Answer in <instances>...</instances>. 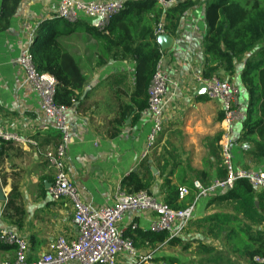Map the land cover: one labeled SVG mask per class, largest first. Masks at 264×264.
<instances>
[{
  "label": "crops",
  "instance_id": "1",
  "mask_svg": "<svg viewBox=\"0 0 264 264\" xmlns=\"http://www.w3.org/2000/svg\"><path fill=\"white\" fill-rule=\"evenodd\" d=\"M196 1L198 3L181 19L176 36L166 35L171 39L170 44L166 48L160 44L165 69L173 84H170L167 96L163 131L146 158L142 153L152 122L144 111L139 113L137 107L144 95L135 94L136 65L133 58L114 59L111 57L113 51H105L104 40L96 38L85 28H75L64 19H56L58 0H22L9 26L0 29V124L34 140L26 146L4 143L1 148L0 221L28 240L29 259L34 260L49 251L59 236L74 237L77 227L71 204L54 201L48 195L55 172L45 153L56 148L60 132L51 126L48 129L41 127L44 116L40 100L27 84L17 61L22 50L32 44L37 30L46 20H59L62 30H71L60 37V44L78 61L87 81L75 105L77 109L71 108L73 133L66 162L67 171L85 202L95 208L113 204L123 178L133 171H144L141 164L146 160L154 177L151 184L153 194L164 201L161 187L168 179L179 187H189L191 194L186 198L192 199L194 180L210 185L221 177L220 167L223 165L219 144L221 106L208 99L205 93H199L200 84L195 78L204 68L206 27V0ZM1 5L2 0L0 8ZM81 20L92 25L89 18L82 17ZM101 55L107 57L106 62L102 63ZM241 69L242 63L239 62L232 78L240 87L241 102L246 109L248 92L240 81ZM123 105L131 107V111L123 113ZM247 150V145H238L237 167L246 165L255 171L264 170V159L252 162ZM13 184L18 185L20 198L17 204L23 213L12 219L2 211ZM210 198L202 197L196 204L193 219L199 227L193 222L191 228L187 227L179 237L183 243H191L188 249L167 243L152 247L140 239L135 247L138 254H151L153 258L144 261L121 252L117 264H171L164 260L166 257L178 259L173 264H201L203 257L199 258V242L213 247L218 242L231 246L233 241L227 234L231 227L236 229L239 237L241 235L235 223H225L236 214L234 204L210 201ZM8 213L14 214V210L9 209ZM154 218L150 211L127 213L120 228L129 232L135 222L142 230H149ZM15 250V246L0 247V261L13 260ZM193 251L194 254H190Z\"/></svg>",
  "mask_w": 264,
  "mask_h": 264
},
{
  "label": "trees",
  "instance_id": "2",
  "mask_svg": "<svg viewBox=\"0 0 264 264\" xmlns=\"http://www.w3.org/2000/svg\"><path fill=\"white\" fill-rule=\"evenodd\" d=\"M21 2L22 0H2L0 29L9 26L10 19ZM197 3L196 0H177L172 6L163 9L157 0H125L122 10L112 16L103 30L81 19L67 24L75 25V28H85L96 38L104 40L105 51L108 53L113 51L111 57L114 59L122 60L128 57L134 59L135 94L140 97L144 95V99L137 106L140 113L148 107L149 86L163 55L155 34L156 28L163 23L166 33L175 37L184 14ZM59 20L44 21L35 34L30 50L37 69L56 78V102L76 108L87 76L82 73L78 61L62 48L60 37L71 30H62ZM204 20L205 63L201 75L205 78L213 76L222 79L223 76L232 78L236 64L242 63L240 81L248 92V104L246 119L238 130L233 148L235 165L237 166V148L241 143L247 145V154L252 162L260 161L264 159V0H206ZM100 57L102 63L107 61L104 55ZM122 109L123 113L131 111L129 106ZM141 167L145 170L133 171L123 178L122 190L127 193L141 190L151 192L154 177L147 160L142 162ZM226 173V168L221 165V177H225ZM178 189L179 186L172 184L168 179L161 187L164 201L174 209L185 208L194 198L180 200ZM217 193L209 195L210 201L233 203L236 214L225 220V223H235L241 235L245 236L239 237L236 229L231 227L227 234L230 235V241L234 239L236 241L228 247L251 263L255 256H264V190L258 191L248 179L238 178L231 189ZM19 198L18 185L13 184L4 208L6 217L13 219L14 215L19 216L23 213L21 206L17 204ZM9 209L14 210V214H9ZM124 235L133 240L135 247L140 239L152 247L167 243L169 246L181 245L183 249H188L191 245L190 242L183 243L179 237L170 238L166 231L142 230L139 226L132 228L131 225L130 231L124 232ZM198 245L200 254L203 251L213 252V246L202 242ZM0 247L14 246L0 243ZM219 259L221 257H203L200 262L202 264ZM164 260L171 264L178 262L174 257H166Z\"/></svg>",
  "mask_w": 264,
  "mask_h": 264
},
{
  "label": "built area",
  "instance_id": "3",
  "mask_svg": "<svg viewBox=\"0 0 264 264\" xmlns=\"http://www.w3.org/2000/svg\"><path fill=\"white\" fill-rule=\"evenodd\" d=\"M125 0H58L56 18L73 23L82 17L89 18L91 24L99 29H105L113 15L120 12ZM166 9L177 0H157ZM185 13L184 15H186ZM158 39L168 35L163 23L155 30ZM33 41V40H32ZM31 46V45H30ZM30 46L24 48L18 58L27 84L36 92L40 100V110L44 116L41 127L50 126L59 130L60 140L56 148L45 153V158L54 169V176L48 187V195L54 201H64L73 208V221L77 227L74 237L59 236L52 248L29 259L28 240L13 230L6 228L0 221V243L15 246L13 260L0 261V264H117L121 252H127L140 260H151V254L139 255L133 240L124 235L120 228L127 213L150 211L155 218L149 226L153 232L166 231L170 238L180 237L193 219L198 200L202 197L216 194L219 191L231 189L238 178H246L258 191L264 190V170L255 171L252 168H238L234 162L233 148L238 136V130L246 119V109L241 102L240 87L232 80L217 76L205 78L201 74L195 76L196 81L207 86L205 95L210 100L220 103L222 119L220 121L222 134L220 147L226 176L215 179L210 185H204L200 180H194V198L185 208L174 209L165 201L159 199L148 190L127 193L118 188L113 204L95 208L84 201L81 190L67 171V148L72 138L73 123L71 107L56 102V78L47 72H40L33 62ZM172 80L165 69L163 57L160 58L156 71L149 86L148 107L145 115L151 119V128L147 136L142 157L146 158L154 148L158 136L165 124L167 96ZM4 143L29 145L32 138L16 131L4 128L0 124V151ZM179 199L183 200L191 194L187 186L178 189ZM4 213V209L2 211ZM137 223L132 224L136 228ZM254 264H264V256H255Z\"/></svg>",
  "mask_w": 264,
  "mask_h": 264
},
{
  "label": "rangeland",
  "instance_id": "4",
  "mask_svg": "<svg viewBox=\"0 0 264 264\" xmlns=\"http://www.w3.org/2000/svg\"><path fill=\"white\" fill-rule=\"evenodd\" d=\"M223 78L229 79L230 77L229 76H223ZM230 80L234 81L233 78H230ZM245 157H247V156L245 155ZM240 168H244V169L248 168L249 169V166L244 165V166H240ZM193 222H195L194 219L191 220L190 224L188 225L189 228H191V224L193 225ZM195 226L199 227V224L197 223V221L195 222ZM203 226H202L203 232L206 233V229ZM192 227H194V226H192ZM240 237L244 238L245 236L240 235ZM203 238H205V237L203 236ZM234 241H236V240L234 239ZM217 244L218 245L216 247H214L213 252L207 253V252L203 251V253H201L199 255V258H201V257H207V258L208 257H221V259L209 261L207 264H254L253 262L251 263L247 258L243 257L241 254L232 251L231 247L222 245V243H220V242H218ZM190 254H194V251L191 252ZM223 255H226V257L222 258Z\"/></svg>",
  "mask_w": 264,
  "mask_h": 264
},
{
  "label": "water",
  "instance_id": "5",
  "mask_svg": "<svg viewBox=\"0 0 264 264\" xmlns=\"http://www.w3.org/2000/svg\"><path fill=\"white\" fill-rule=\"evenodd\" d=\"M56 18V17H55ZM56 19H61V18H56ZM33 41H34V39H33ZM32 41V42H33ZM170 41H171V39H170V37H168V36H166V37H162V38H160V40H159V42H160V44H161V46L163 47V48H166L169 44H170ZM206 89H207V86H206V84H204V83H201L200 84V88H199V93H205L206 92ZM2 197V196H1ZM257 204H258V202H257Z\"/></svg>",
  "mask_w": 264,
  "mask_h": 264
}]
</instances>
